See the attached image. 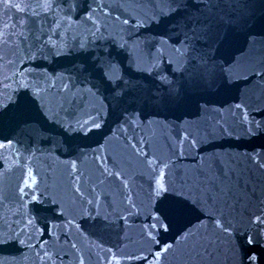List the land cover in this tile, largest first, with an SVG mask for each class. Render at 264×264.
I'll use <instances>...</instances> for the list:
<instances>
[{"label": "water", "instance_id": "obj_1", "mask_svg": "<svg viewBox=\"0 0 264 264\" xmlns=\"http://www.w3.org/2000/svg\"><path fill=\"white\" fill-rule=\"evenodd\" d=\"M185 3L52 0L30 24L26 74L0 90V233L30 219L31 240L0 243V264H37L41 240L55 264H264V0H240L243 15L194 47L184 24L203 6ZM90 118L99 127H81ZM221 182L236 197L229 233L222 201L198 191ZM158 214L168 230L153 240Z\"/></svg>", "mask_w": 264, "mask_h": 264}, {"label": "snow or ice", "instance_id": "obj_2", "mask_svg": "<svg viewBox=\"0 0 264 264\" xmlns=\"http://www.w3.org/2000/svg\"><path fill=\"white\" fill-rule=\"evenodd\" d=\"M173 3H177L178 7L169 9V14H179L187 9V3L179 4V0H172ZM191 3L198 7L196 14H190L187 17V20L190 21V26L185 23L184 26L188 28V31L184 32L185 44H188L190 47H194L195 42L198 40H206V34L213 30L214 25L222 24L227 22L229 25L233 23L232 12L233 9H236L243 15V9L238 8L240 0H191ZM52 10V0H0V90H7L12 87L14 83H18L22 80L26 74V67L22 63L25 57L20 55L23 51L22 44L23 41L27 39L25 32L28 31L30 24L35 20L39 19ZM104 15H109L105 12ZM118 20L119 17H116ZM184 19L183 17L181 18ZM238 22V20H237ZM123 23L127 24L128 20L125 19ZM95 26V31L99 32L101 30L102 24L99 23V18L97 17L93 20ZM56 27L59 28L60 24L57 22ZM95 35V32L93 33ZM49 41H52V37H48ZM191 41V44H189ZM55 46V44H53ZM174 51L180 53L181 55L185 54V51L182 49H174ZM17 65L19 67L17 68ZM11 72V75L8 74ZM38 87V86H37ZM63 91H69L68 85L63 86ZM91 122L92 126L99 127V124L95 122L94 118L85 120L84 124L81 127L87 126ZM10 147L8 145L0 144V149ZM151 165L152 161H148ZM260 168H264V163L259 164ZM162 174V173H161ZM28 176L32 179V182H35V177L32 176V173L29 171ZM26 186L30 187L31 185L25 181ZM211 184V181H209ZM164 183L158 181L157 194L160 192L166 191ZM201 191L205 202L211 200L213 206H215L219 201H222V208L220 216L215 218V227L221 232L229 233L232 225L224 218V208H233L234 205L231 203L236 199L235 194L232 191L230 184H224L221 182L215 187L205 185ZM21 193H24V189H20ZM35 199V197H33ZM200 201L198 200L197 203ZM2 208V205H0ZM166 217H162L159 214L155 217V223L149 226L148 235L155 240L153 235V230L163 229L164 231L168 230V224L164 223ZM252 223L257 226V231L264 232V203H262L257 213L254 214ZM19 227V222H17ZM32 226V221L29 219L20 228L19 232H16L14 228H10L8 234L0 233V243H4L9 239L13 238V234L19 238L21 235H28L29 241L31 240L30 234L26 233V229ZM159 226V228L157 227ZM24 240H20V243H24ZM156 243H159L156 240ZM248 243H253L251 237L248 238ZM47 241L41 240L37 245H29L30 247H36L38 250L36 252L37 264H55V256L49 255V250L45 247ZM212 246V241H209L206 246H204V252H208V248ZM75 247V245H73ZM163 251H167V247L162 248ZM195 251V248H194ZM197 256H200L201 253L197 252ZM211 256V253H208ZM151 256V254H150ZM160 256V252H156V257ZM249 264H255L257 257L255 255H249L248 257ZM131 259V257L129 258ZM145 262L149 260V256L138 257ZM79 264H85L83 258L80 259ZM114 264H120L118 260L114 261ZM157 264H159L157 260Z\"/></svg>", "mask_w": 264, "mask_h": 264}]
</instances>
